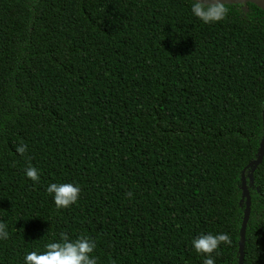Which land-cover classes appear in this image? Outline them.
I'll list each match as a JSON object with an SVG mask.
<instances>
[{"label":"trees","instance_id":"trees-1","mask_svg":"<svg viewBox=\"0 0 264 264\" xmlns=\"http://www.w3.org/2000/svg\"><path fill=\"white\" fill-rule=\"evenodd\" d=\"M190 0H0V264L65 233L97 264H202L190 241L225 232L215 264H264V11ZM23 143V155L15 147ZM39 170V183L23 170ZM74 182L58 209L45 192ZM129 193L131 195H129Z\"/></svg>","mask_w":264,"mask_h":264},{"label":"clouds","instance_id":"clouds-1","mask_svg":"<svg viewBox=\"0 0 264 264\" xmlns=\"http://www.w3.org/2000/svg\"><path fill=\"white\" fill-rule=\"evenodd\" d=\"M189 11L204 24L220 22L228 13L224 0H190ZM25 151L26 145L23 143L15 147V153L19 155ZM23 172L33 183H39L40 174L36 167L28 166ZM45 192L51 195L55 207L62 209L77 202L81 188L74 182H51L47 184ZM8 235L6 225L0 222V240L7 239ZM229 243V236L225 232L201 233L190 241L195 253L202 256V264H215L218 247ZM95 247L94 240L88 236L69 239L65 233H60L59 239L47 242L43 251L27 252L23 256V264H97V257L92 255Z\"/></svg>","mask_w":264,"mask_h":264},{"label":"water","instance_id":"water-1","mask_svg":"<svg viewBox=\"0 0 264 264\" xmlns=\"http://www.w3.org/2000/svg\"><path fill=\"white\" fill-rule=\"evenodd\" d=\"M225 4H246L251 3L258 8H260L262 11H264V0H224ZM262 117L264 121V109L262 112ZM264 155V135L262 137V140L260 141L259 150H258V156L255 160L251 161L247 167H251V170L254 171L256 167L261 163ZM241 191H242V197L245 198V210L243 214V220L240 228V237H239V243H238V264H243V257H244V245H245V229L247 225V221L249 218L250 213V196L249 192L247 190L244 173H241Z\"/></svg>","mask_w":264,"mask_h":264}]
</instances>
